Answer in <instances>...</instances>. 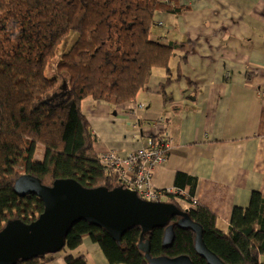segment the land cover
Wrapping results in <instances>:
<instances>
[{
	"label": "trees",
	"instance_id": "1",
	"mask_svg": "<svg viewBox=\"0 0 264 264\" xmlns=\"http://www.w3.org/2000/svg\"><path fill=\"white\" fill-rule=\"evenodd\" d=\"M186 11L179 0H0V231L12 220L30 224L44 211L37 196L14 192L20 176H34L45 186L72 179L85 188L119 187L97 152L99 138L82 104L90 98L114 109L135 102L156 70L167 73L160 94L169 100L167 88L182 78L173 76V60L187 57L189 42L161 40L156 15ZM158 136L164 135L149 140L157 142ZM197 188V178L177 173L174 189L183 194L161 190L160 199L178 206V196L190 204V219L225 264H264V195L254 192L247 208L235 207L223 231L218 216L198 202ZM183 223L180 217L171 220L175 240L169 248L163 247L164 228L144 235L151 256H188L193 264H208L195 249V233ZM141 236L142 229L134 227L116 241L79 222L62 252L76 250L89 237L109 264H149L139 249ZM46 258L18 264H42ZM66 262L89 264L73 255Z\"/></svg>",
	"mask_w": 264,
	"mask_h": 264
},
{
	"label": "crops",
	"instance_id": "2",
	"mask_svg": "<svg viewBox=\"0 0 264 264\" xmlns=\"http://www.w3.org/2000/svg\"><path fill=\"white\" fill-rule=\"evenodd\" d=\"M179 3L189 11L156 15L161 40L189 42L187 57L173 60L172 74L182 78L167 88L169 100L160 94L167 73L156 70L135 102L113 109L89 98L82 110L99 138V154L125 157L158 134L170 139L172 150L154 172V187L174 189L177 173L197 178L198 202L227 231L235 207L247 208L254 192L264 195V0ZM68 255L109 264L89 237L42 264H67Z\"/></svg>",
	"mask_w": 264,
	"mask_h": 264
},
{
	"label": "water",
	"instance_id": "3",
	"mask_svg": "<svg viewBox=\"0 0 264 264\" xmlns=\"http://www.w3.org/2000/svg\"><path fill=\"white\" fill-rule=\"evenodd\" d=\"M14 192L20 197L37 196L44 211L30 224L12 220L0 231V264H18L62 252L66 237L79 222L105 230L116 241L128 230L140 227L139 249L149 264H193L188 256H151L150 241L144 235L164 228L163 247H171L175 232L170 222L175 217L182 218L185 228L195 233V249L208 264H225L207 248L202 227L175 204L145 201L121 187L85 188L72 179L56 180L52 186H45L31 175L20 176Z\"/></svg>",
	"mask_w": 264,
	"mask_h": 264
},
{
	"label": "built area",
	"instance_id": "4",
	"mask_svg": "<svg viewBox=\"0 0 264 264\" xmlns=\"http://www.w3.org/2000/svg\"><path fill=\"white\" fill-rule=\"evenodd\" d=\"M171 149L169 140L162 139L161 142L149 140L146 147L133 154L120 158L115 152L107 151L101 154L103 162L109 166L117 175L119 187L136 193L142 200L156 202L160 200L163 192L157 191L152 184V172L154 167L165 162V154ZM169 193L181 195V190H167ZM176 197L185 203V209L189 210L190 204L182 198Z\"/></svg>",
	"mask_w": 264,
	"mask_h": 264
},
{
	"label": "rangeland",
	"instance_id": "5",
	"mask_svg": "<svg viewBox=\"0 0 264 264\" xmlns=\"http://www.w3.org/2000/svg\"><path fill=\"white\" fill-rule=\"evenodd\" d=\"M158 129V128H157ZM159 137V136H158ZM160 138V137H159ZM162 138L164 139L165 137L164 136H162ZM160 140V142H161V138L159 139ZM169 141H170V144H171V149L166 153L167 155L165 156V162H166V160H167V157H168V154L171 152V150H172V142H171V140L169 139ZM140 150V149H139ZM138 151V150H137ZM136 151V152H137ZM105 152H107V151H105ZM113 152V151H112ZM134 153V152H133ZM133 153H130V154H128L127 156H129V155H131V154H133ZM121 159L122 158H125V157H127V156H125V157H122L121 155H119V154H117ZM42 158V157H41ZM165 162L163 163V164H160V165H156L155 167H154V169H153V172H152V184H153V175H154V172H155V170L158 168V167H160V166H162V165H164L165 164ZM153 187H154V184H153ZM155 188V187H154ZM156 189V188H155ZM157 191H159V192H161L160 190H158V189H156ZM168 192V191H167ZM169 193V192H168ZM161 198V197H160ZM146 201V200H145ZM156 202H167V199L166 198H164V199H160L159 201H156ZM175 203L178 205V206H180L181 208H182V210L184 211V210H186L185 209V203H183L181 200H175ZM191 208H192V206H191ZM190 209V208H189Z\"/></svg>",
	"mask_w": 264,
	"mask_h": 264
}]
</instances>
